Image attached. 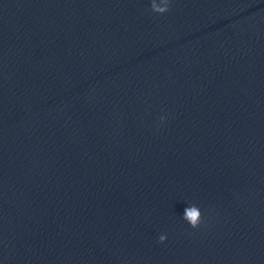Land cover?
<instances>
[{"label":"water","instance_id":"obj_1","mask_svg":"<svg viewBox=\"0 0 264 264\" xmlns=\"http://www.w3.org/2000/svg\"><path fill=\"white\" fill-rule=\"evenodd\" d=\"M164 2L0 0V264H264V0Z\"/></svg>","mask_w":264,"mask_h":264},{"label":"clouds","instance_id":"obj_2","mask_svg":"<svg viewBox=\"0 0 264 264\" xmlns=\"http://www.w3.org/2000/svg\"><path fill=\"white\" fill-rule=\"evenodd\" d=\"M169 3V0H165L164 2V5H167ZM153 12L156 13V14H160V15H163L164 13H166L169 9L168 7L164 6V7H156L155 4L152 8ZM165 120V117L164 116H161L160 117V121L161 123H163ZM201 215V214H200ZM200 218V217H199ZM199 218L196 217L195 214L193 213H190L188 216L185 217V221L193 228L197 227L198 226V223H199ZM166 240V236L164 235H161L159 237V242L160 243H164Z\"/></svg>","mask_w":264,"mask_h":264}]
</instances>
